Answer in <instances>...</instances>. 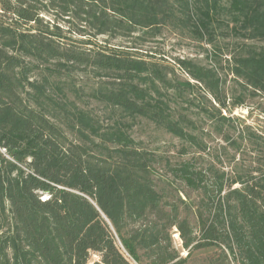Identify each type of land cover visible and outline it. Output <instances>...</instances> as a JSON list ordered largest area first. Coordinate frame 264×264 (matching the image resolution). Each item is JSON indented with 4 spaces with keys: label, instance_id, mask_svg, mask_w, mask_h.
I'll return each instance as SVG.
<instances>
[{
    "label": "trees",
    "instance_id": "16d2710c",
    "mask_svg": "<svg viewBox=\"0 0 264 264\" xmlns=\"http://www.w3.org/2000/svg\"><path fill=\"white\" fill-rule=\"evenodd\" d=\"M216 24L245 41L228 61L244 91L233 107L264 97V47L247 43L264 41V0H0V264H185L209 249L203 264H264V138L225 131L217 69L178 60L181 81L157 61L90 47L170 26L213 40ZM142 122L183 143L187 158L165 166L197 202L158 181L162 161L132 135ZM211 134L237 152L253 146L262 165L206 166Z\"/></svg>",
    "mask_w": 264,
    "mask_h": 264
},
{
    "label": "rangeland",
    "instance_id": "374dc122",
    "mask_svg": "<svg viewBox=\"0 0 264 264\" xmlns=\"http://www.w3.org/2000/svg\"><path fill=\"white\" fill-rule=\"evenodd\" d=\"M48 18L53 20L52 16ZM59 24L66 30L67 43L74 42L76 46L81 47V42L85 38L79 37L69 31L70 25L62 20H59ZM137 35L134 38L118 40H109L106 37H102L99 38L95 46L90 47L120 49L134 57L157 61L162 65L174 68L176 77L181 81L190 80V77L177 66L178 60H194L201 65L217 69L225 82L224 94L227 99V105H230V110L224 111L223 115L233 119V123L228 125L225 131L234 140L246 128L264 138V97H253L246 93L245 105L243 107H233L236 98L241 96L244 91L238 85L237 80L231 75L228 61L230 54L239 52L245 41L235 36L226 24H216L213 40L208 37L200 40L191 30L182 26L165 27L162 35L154 40L141 41L136 38ZM247 43L264 47V41H251ZM202 95L199 91H196L195 97L207 105ZM208 99L212 101V97L208 96ZM212 105L218 107L214 101H212ZM92 107L101 121L106 123L108 121L107 111L101 106L94 105ZM132 135L137 142L142 144L144 149L157 154L160 161H162L156 168V178L158 181L173 183V189L180 192L179 195L182 199H187L189 195L192 202H197L199 195L192 193L181 181L174 180L165 166L167 159L179 162L187 158L182 157L179 152L183 143L177 138L161 130H157L146 122L139 123L133 129ZM207 144L209 150L205 156L206 166L215 162L218 163V168L230 172L233 168H237L239 171H251L262 165L261 160L263 159H258L256 154L252 152L254 151L253 146L247 143L243 144L240 152H237L227 146L220 136L211 134L207 138ZM225 147L227 149H224ZM44 197H47V195ZM173 241L174 247L181 252V258H187L188 252L183 249V242L176 230L173 231ZM214 252V249L197 251L187 258L185 264H203L204 260ZM93 260L97 261L99 257L94 255Z\"/></svg>",
    "mask_w": 264,
    "mask_h": 264
}]
</instances>
